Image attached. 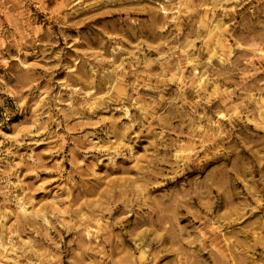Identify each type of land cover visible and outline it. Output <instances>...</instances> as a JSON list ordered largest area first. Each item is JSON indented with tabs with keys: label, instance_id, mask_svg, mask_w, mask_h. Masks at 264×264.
Instances as JSON below:
<instances>
[{
	"label": "rangeland",
	"instance_id": "obj_1",
	"mask_svg": "<svg viewBox=\"0 0 264 264\" xmlns=\"http://www.w3.org/2000/svg\"><path fill=\"white\" fill-rule=\"evenodd\" d=\"M0 264H264V0H0Z\"/></svg>",
	"mask_w": 264,
	"mask_h": 264
}]
</instances>
